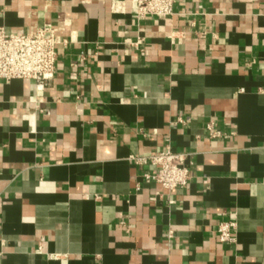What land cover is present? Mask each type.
Segmentation results:
<instances>
[{"label": "crops", "instance_id": "crops-1", "mask_svg": "<svg viewBox=\"0 0 264 264\" xmlns=\"http://www.w3.org/2000/svg\"><path fill=\"white\" fill-rule=\"evenodd\" d=\"M135 1L0 0L65 41L50 88L0 81V264H264V0ZM166 149L182 190L133 160Z\"/></svg>", "mask_w": 264, "mask_h": 264}, {"label": "built area", "instance_id": "built-area-1", "mask_svg": "<svg viewBox=\"0 0 264 264\" xmlns=\"http://www.w3.org/2000/svg\"><path fill=\"white\" fill-rule=\"evenodd\" d=\"M178 0H136L134 12L139 19L155 17L165 19L174 15ZM116 11V7H113ZM65 45L58 30L45 25L32 33L11 34L0 28V81L28 80L38 92L50 88L56 75L58 49ZM210 137L222 134L213 124L207 126ZM137 164H150L157 168L154 175L146 174L147 183L160 185L168 192L186 188L191 180V169L186 164L187 155L173 153L170 149L158 151L147 158H134ZM234 222H223L217 227V236L223 244L235 242Z\"/></svg>", "mask_w": 264, "mask_h": 264}]
</instances>
